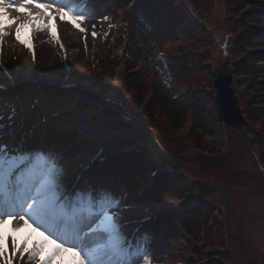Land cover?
Here are the masks:
<instances>
[{"label":"rangeland","instance_id":"rangeland-1","mask_svg":"<svg viewBox=\"0 0 264 264\" xmlns=\"http://www.w3.org/2000/svg\"><path fill=\"white\" fill-rule=\"evenodd\" d=\"M113 1L117 5H105L101 0H61L49 9L54 20L41 17L43 27L30 25L22 29L19 40L15 34L16 25L8 29L0 41L8 65L18 61L25 68L22 71L29 72L33 67L30 60L32 46L29 47V44L34 42L38 52L37 67L48 81L32 83L34 79H21L16 85L8 86L11 92L6 94L16 110L13 113L4 112V106L0 105V130L5 129L9 138L15 140L12 134L17 130L14 131L11 125L22 124L20 132L23 133L30 122L40 115H46L45 119H50L51 126L61 131L81 128L83 132L78 133L91 134L95 139V143L92 140V149L83 152L75 162H67L61 167L57 163L60 158L45 156L43 152H40L37 160L34 159L39 174L45 171L43 158L50 161L55 159L58 170L56 183L61 193V178H67L90 159L96 152L93 146L103 141L99 136L105 130L111 136L106 141L113 144L115 140L117 149L120 148L118 151H123L129 145V152H138L136 155L141 161H146L142 159L144 153L149 160L170 166L164 175L172 178L166 186L167 192L161 193V205L144 199L147 200L145 206L148 210H162L166 214H176L187 208L189 211L183 215L184 222H176V235L171 230L169 232L173 236L160 241V233L154 235L153 230L149 231L151 255L140 264H264V32L261 28L253 27L250 20L244 22L240 19L241 12L258 10L259 7L253 3L258 4L263 0H253L241 12L230 4L231 0H174L184 17L179 29L181 34L160 40L139 37L138 34L133 37L135 29L145 31L140 17L132 16L136 3L133 0ZM17 2L23 3V0ZM39 2L51 5L52 0ZM65 5L74 13L85 15L84 20L77 21L79 27L70 18L62 19L57 14V9ZM29 7L34 13L39 11L32 5ZM9 15L22 21L28 19L14 9L9 10ZM245 29L247 32L243 34ZM53 31L60 34L70 52L66 63L62 59L61 45L52 35ZM93 32L96 33L95 37ZM108 35L119 38L118 41L124 44L119 48H115V45L112 49L111 44H106ZM229 36L231 42L227 47L225 44ZM135 41L138 47L132 49ZM125 44H128L129 53L131 50L134 52L129 60H125L126 54L125 59L122 57ZM161 52L166 56L171 55L174 64L180 66L176 71L179 75L176 86L169 83ZM226 54L230 55L235 68L237 95L246 116L247 123L242 128L222 124L217 111L209 103L204 106L205 111H199L192 102L186 104L183 101V96L188 94L197 104L203 99L207 100L210 90L203 86V78L210 77L212 69L221 65ZM143 57L145 60L142 61ZM248 63L251 65L248 66ZM242 65L245 70L241 69ZM42 72L35 75L42 79ZM67 72L70 78L64 81ZM135 73L144 80L141 90L133 80L128 82L132 79L130 75ZM2 74L0 69V78L6 81ZM119 81L121 85L118 87ZM66 82L77 83L76 89L70 92L62 90L61 94L73 96L72 93H85L92 88L104 100L99 102L111 109L104 110L99 107V102L82 105L83 99L80 98L48 95L47 92H54L52 87H61L60 84ZM90 82L100 88L92 86ZM152 89L163 100L158 107L154 106V102L142 105L144 95L150 94ZM169 104L177 107L171 109ZM71 107H75L74 112H65ZM116 107L122 108L124 115ZM252 107L260 109V120L255 121L256 117H250ZM180 109L185 115L191 112L194 116L187 115L188 119L184 118L181 122ZM65 113L67 116L63 115ZM121 114L127 118L120 120V124L111 121ZM32 137L35 138L34 135ZM39 141L40 138L36 150L39 147L42 149ZM65 159L68 158L63 161ZM121 186H109V189L101 192L119 201L118 207L110 211L115 213L117 228L123 235L131 228V219L145 217V214L133 209L131 204L139 200L131 197L126 190L134 191L137 186L125 182H121ZM19 223L23 224V221ZM27 231L30 229L24 228L18 235ZM36 238L37 234L33 233V239ZM8 252L11 253L10 238ZM69 258L56 259L54 264H64ZM13 264H28V261L17 256Z\"/></svg>","mask_w":264,"mask_h":264},{"label":"snow or ice","instance_id":"snow-or-ice-1","mask_svg":"<svg viewBox=\"0 0 264 264\" xmlns=\"http://www.w3.org/2000/svg\"><path fill=\"white\" fill-rule=\"evenodd\" d=\"M60 2L52 0L49 5L39 0H23V3L0 0V41L12 25H16L15 34L19 40L22 29L30 25L44 26L42 16L54 20L49 9ZM29 5L39 11L34 13ZM10 9L28 19L22 21L10 16ZM57 14L62 19L70 18L77 27V21L86 18L84 14L74 13L67 5L57 9ZM52 35L57 34L53 31ZM92 35L95 37L96 33ZM43 159L45 171L39 174L36 164L27 155L9 156L7 146L0 139V264H13L17 256L22 260L26 258L28 264L33 261L35 264H54L56 259L66 255L70 258L64 264H140L151 255L147 238L130 243L119 233L115 213L110 211L118 207V200L107 193L99 196L78 194L74 200L65 197L56 183L58 170L55 163ZM24 228L30 231L18 235ZM41 228L44 231H40ZM33 233L38 238L33 239Z\"/></svg>","mask_w":264,"mask_h":264},{"label":"trees","instance_id":"trees-1","mask_svg":"<svg viewBox=\"0 0 264 264\" xmlns=\"http://www.w3.org/2000/svg\"><path fill=\"white\" fill-rule=\"evenodd\" d=\"M154 1H158V0H139L138 3V9H140V11H137V15L139 16H144L145 19L147 20V22H151V27H152V33L147 31L146 35L149 33H151V37H160V36H171L173 34H175L177 32V28L179 27V24L182 22V20L184 19L183 14L178 13V12H174L173 10H169L166 11L161 8H159L158 6L153 7L154 5ZM247 3H251V0H231L230 4L234 5L237 10H242ZM163 6V5H162ZM261 11L259 12H254L252 9L249 11H245L244 13H241L240 19L241 21H244L246 19L250 20L253 24L254 27H259L261 25V29L264 30V6H262ZM247 32V30L245 29L243 34H245ZM251 33H254L253 31H250ZM259 33V32H257ZM246 37V36H245ZM248 41L250 40V38L247 36ZM244 40L246 38H243ZM248 66H250L251 64L248 63ZM257 66V65H256ZM240 69V68H238ZM241 69L245 70V66H241ZM132 76V79H129V83L131 80H133V83L135 84V86L139 87L141 90V87L144 86V80L141 79L140 77L137 76V73L130 75ZM175 80L178 79V76H174ZM203 86H206L207 88H211L212 86V81L207 78H203L202 81ZM192 96L187 95V100L189 101H195L194 98H191ZM193 99V100H191ZM207 100L205 101L203 99V101H201L199 104L202 105L199 107V111L204 110L205 108L204 106H206V104L210 103L211 105L214 104V100H213V95L210 96V94L207 96L206 98ZM163 100H161V96H159V94L155 91L153 97L150 99L149 102H154V106L158 107L159 104L162 102ZM144 102V100H143ZM194 102V105H198L197 103ZM205 103V104H204ZM175 104V103H174ZM174 104H169L170 108H174L177 107V105L175 106ZM254 109H250L249 111V115L250 117H256L255 121L260 120V117L258 116V112L260 111V109H258V107H252ZM120 110L122 111V109L120 108ZM178 114L181 115L180 119L182 122V119L185 118V115H183V111L180 109L178 110ZM179 119V118H178ZM177 119V121H179ZM46 134L48 138H53V136L55 135L53 132H51L50 129L46 128ZM58 136V135H57ZM65 138H70V136H65ZM55 139V138H54ZM49 142L51 140H48ZM140 158L138 157V155H136L135 153L129 152L127 154H124L122 156H116L113 158V160H111L110 162H108V164L106 165V169H112L114 172L118 173V175L122 176L123 180L125 183H128L129 185H136L138 186V181L135 178V174L137 173V171H142L140 169V166L136 165L137 162H140ZM106 169H101V171H103L105 174L107 172ZM104 174V175H105ZM172 177H170L169 175H164L161 174L158 176L157 180H156V184L154 187L153 192L155 193V191H159L162 192V190L165 192L166 191V184H168V182L170 181ZM152 192V193H153ZM151 195V194H150ZM177 220V221H175ZM179 220H181V222H184L185 219L182 216L176 217L175 219H170L168 221H166L164 223V225H166V234L169 236H173L171 235V230H174V234L176 232V222H178ZM164 225L159 226V228L163 227ZM170 233V234H169ZM176 235V234H175Z\"/></svg>","mask_w":264,"mask_h":264},{"label":"water","instance_id":"water-1","mask_svg":"<svg viewBox=\"0 0 264 264\" xmlns=\"http://www.w3.org/2000/svg\"><path fill=\"white\" fill-rule=\"evenodd\" d=\"M230 60L225 59L222 66L214 70V88L217 91L216 103L219 118L229 126H240L244 123L235 88L232 87L234 78L231 74Z\"/></svg>","mask_w":264,"mask_h":264},{"label":"bare ground","instance_id":"bare-ground-1","mask_svg":"<svg viewBox=\"0 0 264 264\" xmlns=\"http://www.w3.org/2000/svg\"><path fill=\"white\" fill-rule=\"evenodd\" d=\"M35 71H36V69L35 68H33L32 70H30L29 72H26V73H24V72H19V73H17V75H16V80H21V79H23V78H34V73H35ZM53 239H55V237L53 236ZM69 256H65V258L67 259ZM58 260H62V259H59L58 258Z\"/></svg>","mask_w":264,"mask_h":264}]
</instances>
